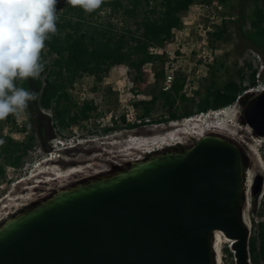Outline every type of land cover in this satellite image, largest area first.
I'll use <instances>...</instances> for the list:
<instances>
[{
    "label": "water",
    "instance_id": "1",
    "mask_svg": "<svg viewBox=\"0 0 264 264\" xmlns=\"http://www.w3.org/2000/svg\"><path fill=\"white\" fill-rule=\"evenodd\" d=\"M237 103L264 137V89ZM247 167L231 139L207 133L81 178L0 221V264H218L215 231L234 242V264H251ZM263 183L254 177L252 196Z\"/></svg>",
    "mask_w": 264,
    "mask_h": 264
},
{
    "label": "rangeland",
    "instance_id": "2",
    "mask_svg": "<svg viewBox=\"0 0 264 264\" xmlns=\"http://www.w3.org/2000/svg\"><path fill=\"white\" fill-rule=\"evenodd\" d=\"M203 5H208V8L205 9ZM257 11L261 12L263 20L251 29ZM181 23V28L174 31L173 41L164 50V64L157 62L144 66L146 77L138 92H133V74L125 66L111 68L99 84L87 75L78 79L70 88L71 97L79 104L91 101L96 110L72 131L58 132L53 128L50 114L39 109L38 99L29 102L24 111L12 115L18 127L26 125L34 134L35 146L19 170L4 169V177L0 178V219L8 213L10 199L20 202V198L31 194L33 198L29 202L34 201L69 182L111 170L115 163L119 165L142 159L146 146H150V150H146L148 152H153L151 147L158 151L162 147L158 142L172 138L170 136L175 129L191 120L193 122L188 126L190 131L195 126L199 129L219 126L223 132L217 134L228 137L239 146L243 142L248 148L244 149V153L248 158L247 168L253 176L251 184L256 175L264 177V137L254 136L251 129L240 122L241 108L237 102L215 114L207 112L177 122L103 133L104 128L111 127L122 116L126 119L125 115H128L130 121L137 118L139 110L133 104L148 99L150 93H156L160 86H164V81H157L153 75L161 69L164 77L170 68L176 69L174 76H185L187 87L184 93L195 99L198 96L194 92L204 91L212 82L215 86H221L229 79L238 80L241 69L246 77L248 63L260 74L257 84L264 85V59L256 51L264 53V0L199 1L181 16ZM207 27L211 29L208 32ZM221 28L225 29L220 39L209 36L208 33ZM239 31L244 34L251 31V35L241 39ZM246 81L245 78L243 82ZM41 85V79H28L25 89L39 94ZM162 113L160 104H157L151 119H157ZM173 125H177V128ZM3 130L6 135L10 134L9 126L3 125ZM11 137L17 141L23 138L15 133ZM176 138L183 144H191L197 139L192 134L184 133ZM163 145L164 148L170 147L165 142ZM174 145L173 142L171 146ZM254 153L258 154L259 159ZM72 171L74 174L70 173ZM245 194L243 209L250 236L257 237L261 229L264 231V183L258 196H252L250 190ZM223 247L227 245H222L221 252ZM231 262L233 258L222 252L221 264Z\"/></svg>",
    "mask_w": 264,
    "mask_h": 264
},
{
    "label": "trees",
    "instance_id": "3",
    "mask_svg": "<svg viewBox=\"0 0 264 264\" xmlns=\"http://www.w3.org/2000/svg\"><path fill=\"white\" fill-rule=\"evenodd\" d=\"M199 1L208 0H105L100 9L86 13L79 7L68 5L66 0H58V32L46 41L43 57L47 63L41 74L38 98V107L50 114L53 128L58 132H70L87 121L96 110L91 101L79 104L71 97L70 88L85 75L93 77L99 84L111 68L125 66L133 74V92H138L146 77L144 66L157 62L164 64V50L173 41L174 31L182 26L181 16ZM254 18L251 29L263 20L260 11L254 13ZM224 29L208 34L220 39ZM250 33L239 31L241 39L249 38ZM256 51L264 59V53ZM246 67L249 69L246 77L241 69L238 80L229 79L221 86L212 82L204 91L194 92L198 99L186 96L183 92L186 78L176 74L169 88L160 86L156 93L149 94L148 99L133 104L139 110L138 122L126 123L122 116L114 125L104 128L103 133L177 122L226 108L257 84L260 76L257 69L249 63ZM153 75L157 81L165 79L163 69ZM245 78L246 83L243 82ZM25 84L26 81L18 86L25 88ZM157 104L163 113L157 119H151ZM3 125L9 126V135L4 133ZM12 133L21 134L23 138L14 140ZM34 144V134L26 125L18 127L12 115L0 120V178L4 177L5 167L19 170L32 153ZM222 252L232 257L227 247H223ZM248 252L251 264H264L263 229L257 237L250 236Z\"/></svg>",
    "mask_w": 264,
    "mask_h": 264
},
{
    "label": "clouds",
    "instance_id": "4",
    "mask_svg": "<svg viewBox=\"0 0 264 264\" xmlns=\"http://www.w3.org/2000/svg\"><path fill=\"white\" fill-rule=\"evenodd\" d=\"M86 13L101 8L105 0H66ZM58 0H0V120L19 114L39 94L18 86L40 79L46 61V41L58 32Z\"/></svg>",
    "mask_w": 264,
    "mask_h": 264
},
{
    "label": "bare ground",
    "instance_id": "5",
    "mask_svg": "<svg viewBox=\"0 0 264 264\" xmlns=\"http://www.w3.org/2000/svg\"><path fill=\"white\" fill-rule=\"evenodd\" d=\"M189 120V119H188ZM191 122V123H190ZM193 120L191 121H188L186 122L184 125H182L181 127H179L178 129H175V133L171 134L170 137L172 138H168V140H164L162 142H158L159 146H162V147H159L160 148H164L163 144L164 142L166 144H170L169 146H171V144L174 142V144H183L182 141L180 140H177V136L180 134V133H184L185 135H190L192 134L193 136H195L197 139H199L200 137H202L203 135L207 134V133H212V131L214 133H219V132H223L221 131L220 127H211L210 129L208 128H201L199 129L200 127H193L190 131L189 127L190 125L192 124ZM189 126V127H188ZM173 127H176L177 128V125H173ZM188 127V128H187ZM135 148V147H134ZM152 148V151H156L155 149ZM147 149L150 150V146H146V149H144L143 151V156L147 153H149L148 151H146ZM158 149V150H159ZM250 152H251V149H250ZM255 156L258 158V154L257 153H254ZM260 157V156H259ZM259 159V158H258ZM257 159V160H258ZM258 162V161H257ZM262 167V166H261ZM71 174H74V171L70 172ZM252 173L251 171L247 168L245 170V193H248L249 192V188L251 186V178H252ZM31 191V190H30ZM32 195L29 194V195H26V197L24 198H20V202H17L18 200H13V199H10L9 203H8V206H7V210H8V213H6L2 218H6L11 212L19 209L21 206H23V204L25 205L26 203L29 202L30 199H32ZM2 218L0 220H2ZM243 220L245 222V224L247 225V227L249 228V225H248V222H247V217H246V214L244 212V209H243ZM219 234V240L217 239V236ZM232 243H234L232 240L226 238L221 232H218V231H215L214 232V236H213V249L216 253V258H217V263L218 264H221V260H222V252H221V247L223 244H226L229 251L232 253V257H233V253L234 250L232 249ZM235 261V257H233V262Z\"/></svg>",
    "mask_w": 264,
    "mask_h": 264
},
{
    "label": "built area",
    "instance_id": "6",
    "mask_svg": "<svg viewBox=\"0 0 264 264\" xmlns=\"http://www.w3.org/2000/svg\"><path fill=\"white\" fill-rule=\"evenodd\" d=\"M205 9L208 8V5H203ZM211 29L209 27H207L206 31H210ZM174 70L176 69H172L170 68V70L167 72V75L165 76V79H164V89H167L169 88L170 84H171V81L174 77ZM258 81V80H257ZM185 87H187V83L185 84ZM184 87V88H185ZM264 89V85H258L256 84V86L254 88H251L249 89L248 91H245V92H258V91H261ZM184 92V90H183ZM240 96L237 97V100L239 99ZM236 100V102H237ZM224 109V108H223ZM223 109H219V110H216V111H209L210 113H219L221 111H223ZM204 114H207V113H204ZM202 115V114H199V116ZM126 116V119H125V122L126 123H134V122H138L137 119H134L133 121H130V119L128 118V115H125ZM114 119H116V117H114Z\"/></svg>",
    "mask_w": 264,
    "mask_h": 264
},
{
    "label": "flooded vegetation",
    "instance_id": "7",
    "mask_svg": "<svg viewBox=\"0 0 264 264\" xmlns=\"http://www.w3.org/2000/svg\"><path fill=\"white\" fill-rule=\"evenodd\" d=\"M239 119H240V122L242 123V119H241V117H239ZM212 133H214V132L212 131ZM232 141H233V140H232ZM233 142H234V141H233ZM234 143H235V142H234ZM235 144H236V145L240 148V150H242V151H244V149H247V150H248V148L244 145L243 142H242V145H240V146H239V144H237V143H235ZM242 146H243V147H242ZM112 166H113V167H116V166H123V164H119V165H118V164L115 163V164H113ZM108 171H109V170H108ZM74 182H75V181H73V182H69L68 185H70V184H72V183H74ZM68 185H67V186H68ZM49 193H50V192H49ZM49 193H48V194H49ZM48 194H46L45 196H47ZM45 196L39 197L38 200H39V199H42V198L45 197Z\"/></svg>",
    "mask_w": 264,
    "mask_h": 264
},
{
    "label": "snow or ice",
    "instance_id": "8",
    "mask_svg": "<svg viewBox=\"0 0 264 264\" xmlns=\"http://www.w3.org/2000/svg\"><path fill=\"white\" fill-rule=\"evenodd\" d=\"M217 239L219 240V234H218V236H217Z\"/></svg>",
    "mask_w": 264,
    "mask_h": 264
}]
</instances>
